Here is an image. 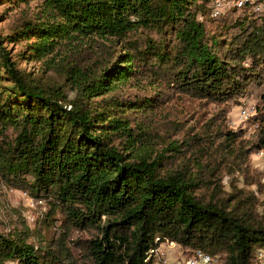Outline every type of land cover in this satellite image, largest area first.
Listing matches in <instances>:
<instances>
[{"label":"trees","instance_id":"trees-1","mask_svg":"<svg viewBox=\"0 0 264 264\" xmlns=\"http://www.w3.org/2000/svg\"><path fill=\"white\" fill-rule=\"evenodd\" d=\"M37 1L0 32V182L47 212L34 230L0 220V264H152L167 241L184 257L263 264L264 184L249 161L264 151V93L249 136L226 115L263 88L264 13L250 2L208 18L212 0ZM19 61L42 64L40 75ZM184 100L214 112L187 127L172 115Z\"/></svg>","mask_w":264,"mask_h":264},{"label":"rangeland","instance_id":"rangeland-1","mask_svg":"<svg viewBox=\"0 0 264 264\" xmlns=\"http://www.w3.org/2000/svg\"><path fill=\"white\" fill-rule=\"evenodd\" d=\"M222 1V6L219 9V14L226 13L231 9H234L233 4L235 0H220ZM9 2H14V0H2L0 2V15L3 19L0 22V32L2 34H7V31L15 24H17L21 17H25L31 12H33L37 0H31L28 3H23L18 6H10ZM253 12L264 13V0H253ZM211 12L214 11V5H210ZM206 17H210V12ZM23 43L18 44L12 48L13 54L19 53L23 49ZM10 47V46H9ZM19 66L28 72H33L35 75H40V69L42 64L21 62L19 61ZM48 81L59 80L55 73L50 72L45 76ZM264 93V85L261 87H252L243 96L236 98L235 100L229 102L227 117V126L232 130H244L246 136L252 134L258 127L257 123L252 121V118L257 114V109H261L263 106L262 96ZM213 105L208 107H202L196 100H184L178 106V110L172 113L173 117L180 118V120L186 121L187 127L192 125V123H197L201 125L206 121L210 114L214 112ZM242 110L247 111L246 118L240 117V112ZM183 121V122H184ZM157 128L163 129V126L159 124ZM250 168L256 172L261 173V181L264 184V151L254 153L250 156ZM231 178L225 176L222 180L223 187L226 191L229 190V180ZM239 187H245L241 180L236 183ZM248 189H253L250 187ZM260 200L262 196L257 195ZM47 212V202L44 200H36L32 198L28 193L19 191L17 189L9 188L4 186L0 182V220L6 223L3 219L5 216L12 217L13 219H18L17 221H22L23 225L28 230H34L37 224L44 219L45 213ZM58 215L56 216V218ZM6 225V230L10 229L8 223ZM77 235V233H74ZM175 244V243H174ZM161 253L163 256L159 255L153 258L152 264H158L157 261L166 258L169 263H174L175 261H184V256L182 255V249L178 245H168L166 242L161 245ZM261 252L257 253L259 259H263L264 254ZM263 255V256H262ZM6 264H17L15 261H9Z\"/></svg>","mask_w":264,"mask_h":264},{"label":"built area","instance_id":"built-area-1","mask_svg":"<svg viewBox=\"0 0 264 264\" xmlns=\"http://www.w3.org/2000/svg\"><path fill=\"white\" fill-rule=\"evenodd\" d=\"M247 2L253 3V0H235L233 7L236 8H242ZM211 4L214 5L215 9L211 12L210 16L214 17L219 14V9L222 6V1L220 0H212ZM247 111L242 110L240 112L241 118H246ZM165 243V242H164ZM168 245H175L173 242H166ZM161 245L157 246L154 250L151 252L152 257H157L159 255L163 256L161 253ZM158 264H222L219 256L217 255H211L209 253H206L201 250H196L194 253L190 254L187 257H184V261L181 260L175 261L174 263H169L166 258L160 259V261H157ZM264 264V263H263Z\"/></svg>","mask_w":264,"mask_h":264}]
</instances>
